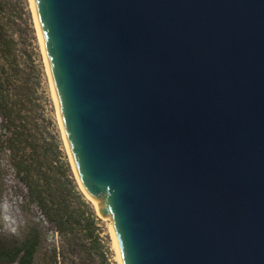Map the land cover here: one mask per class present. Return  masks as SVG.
I'll list each match as a JSON object with an SVG mask.
<instances>
[{"label":"water","instance_id":"obj_1","mask_svg":"<svg viewBox=\"0 0 264 264\" xmlns=\"http://www.w3.org/2000/svg\"><path fill=\"white\" fill-rule=\"evenodd\" d=\"M29 2L119 264H264V0Z\"/></svg>","mask_w":264,"mask_h":264},{"label":"rangeland","instance_id":"obj_2","mask_svg":"<svg viewBox=\"0 0 264 264\" xmlns=\"http://www.w3.org/2000/svg\"><path fill=\"white\" fill-rule=\"evenodd\" d=\"M20 3L21 18L16 17L17 22L9 28L14 44L7 71L12 78L18 76L20 80L17 99L21 116L35 141V154L45 176L57 183L62 182L71 191H81L62 137L30 2L20 0ZM9 134L3 111H0V248L20 246L27 238L35 237L39 241V249L34 264L50 260L48 258L52 257L56 247L58 251L64 248L68 258L78 256L79 251L66 246L59 234L56 236L54 223L20 179L7 144ZM85 197L95 208L92 200ZM99 218L101 247L99 253L86 252L88 264H119L109 224ZM83 242L89 245L88 238ZM1 264L8 263L2 261Z\"/></svg>","mask_w":264,"mask_h":264},{"label":"trees","instance_id":"obj_3","mask_svg":"<svg viewBox=\"0 0 264 264\" xmlns=\"http://www.w3.org/2000/svg\"><path fill=\"white\" fill-rule=\"evenodd\" d=\"M20 6V0H0V111H3L10 133L8 148L13 155V166L31 197L45 209L65 245L79 251V257L68 258L64 248L58 251L56 247L52 257L48 258L50 260H44L42 264H88L86 252L99 253L101 247L100 218L91 201L80 190L71 191L62 182L57 183L45 176L35 154L37 146L21 116L17 99L20 80L18 76L12 78L7 71L14 44L9 28L17 22L16 17L21 18ZM85 238H88L89 245L83 242ZM38 249L39 241L35 237L27 238L20 246L0 248V264L2 261L34 264Z\"/></svg>","mask_w":264,"mask_h":264},{"label":"built area","instance_id":"obj_4","mask_svg":"<svg viewBox=\"0 0 264 264\" xmlns=\"http://www.w3.org/2000/svg\"><path fill=\"white\" fill-rule=\"evenodd\" d=\"M56 232V236H58V232L57 231H55Z\"/></svg>","mask_w":264,"mask_h":264}]
</instances>
